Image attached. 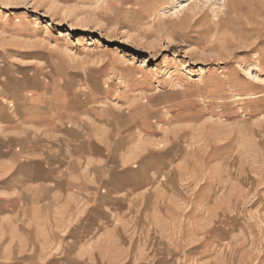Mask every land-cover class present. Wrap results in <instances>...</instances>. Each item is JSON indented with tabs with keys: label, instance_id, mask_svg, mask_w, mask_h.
<instances>
[{
	"label": "rangeland",
	"instance_id": "374dc122",
	"mask_svg": "<svg viewBox=\"0 0 264 264\" xmlns=\"http://www.w3.org/2000/svg\"><path fill=\"white\" fill-rule=\"evenodd\" d=\"M1 132L61 143L88 200L93 141L144 189L90 251L4 222L0 264H264V0H0Z\"/></svg>",
	"mask_w": 264,
	"mask_h": 264
},
{
	"label": "crops",
	"instance_id": "0c3cea01",
	"mask_svg": "<svg viewBox=\"0 0 264 264\" xmlns=\"http://www.w3.org/2000/svg\"><path fill=\"white\" fill-rule=\"evenodd\" d=\"M17 133H0V199L17 198L25 193H31L35 198L44 191H48V194L35 200L37 206L30 219H27L25 212L15 214L13 208L8 211V208L0 206L1 229L6 223L5 225L18 233L36 230L39 236L44 237H49L51 233L58 238L56 241L40 243L43 247L48 246L51 253L90 251L89 249L101 240L98 238L101 234L115 230L111 226H108L107 230L105 227L106 223H113L119 215L114 206L116 197L144 189L138 178L141 164L136 166L133 161H128L129 154L126 152L117 154L109 144L93 141L90 144V158L87 159L86 166L87 169L93 168L97 178L94 184L98 188L88 200L86 191H82V181L56 180L58 174H65L69 168L68 161L63 157L61 143L42 147L35 137ZM30 139L33 141L30 142ZM85 162L83 159L81 172L84 171ZM101 169L104 178L101 177ZM67 197L71 202H62ZM26 223L34 225L25 229L22 224ZM72 245L77 248H70ZM99 249L94 247L91 250ZM79 260L81 264H88L83 258ZM58 261L53 260L50 264Z\"/></svg>",
	"mask_w": 264,
	"mask_h": 264
}]
</instances>
